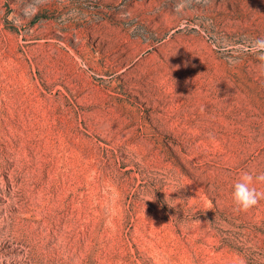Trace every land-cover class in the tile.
Here are the masks:
<instances>
[{"label": "rangeland", "instance_id": "374dc122", "mask_svg": "<svg viewBox=\"0 0 264 264\" xmlns=\"http://www.w3.org/2000/svg\"><path fill=\"white\" fill-rule=\"evenodd\" d=\"M261 38L264 0H0V264H264Z\"/></svg>", "mask_w": 264, "mask_h": 264}, {"label": "clouds", "instance_id": "9594fccd", "mask_svg": "<svg viewBox=\"0 0 264 264\" xmlns=\"http://www.w3.org/2000/svg\"><path fill=\"white\" fill-rule=\"evenodd\" d=\"M250 50L254 53L259 52V58L264 60V38L253 41ZM254 179L264 182V174L254 177L252 173L244 172L233 186V199L240 210L247 211L257 206L259 201L264 199V190H259L253 186ZM109 225H111L110 221Z\"/></svg>", "mask_w": 264, "mask_h": 264}]
</instances>
